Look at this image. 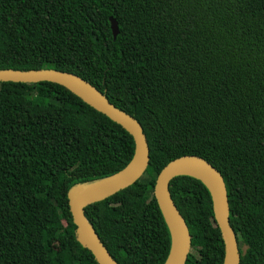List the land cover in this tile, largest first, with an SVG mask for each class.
<instances>
[{"label": "trees", "instance_id": "trees-1", "mask_svg": "<svg viewBox=\"0 0 264 264\" xmlns=\"http://www.w3.org/2000/svg\"><path fill=\"white\" fill-rule=\"evenodd\" d=\"M0 70L75 75L141 125L146 173L85 209L117 264L168 262L154 190L183 157L220 173L240 264H264V0H0ZM134 154L123 128L66 89L0 83V264H98L69 195ZM170 193L191 236L186 264H223L209 189L182 176Z\"/></svg>", "mask_w": 264, "mask_h": 264}, {"label": "water", "instance_id": "water-1", "mask_svg": "<svg viewBox=\"0 0 264 264\" xmlns=\"http://www.w3.org/2000/svg\"><path fill=\"white\" fill-rule=\"evenodd\" d=\"M110 23L113 37L116 39L119 35L118 23L112 18ZM0 83H50L60 86L123 128L133 138L135 154L125 171L110 179L89 186L77 187L69 195L70 212L81 246L93 255L98 264H117L87 222L85 209L128 189L144 176L150 163V151L141 125L131 116L114 107L88 82L69 73L53 70L27 72L0 70ZM187 172L199 173L207 179V182L187 175ZM182 176L201 181L211 192L214 218L225 248L223 264H240L241 252L230 225V207L225 182L213 166L198 157H183L171 162L162 170L156 181L154 196L172 234L173 246L166 264H186L192 246L187 224L170 193L171 182Z\"/></svg>", "mask_w": 264, "mask_h": 264}, {"label": "bare ground", "instance_id": "bare-ground-1", "mask_svg": "<svg viewBox=\"0 0 264 264\" xmlns=\"http://www.w3.org/2000/svg\"><path fill=\"white\" fill-rule=\"evenodd\" d=\"M186 174L187 175H190V176H193V177H196L198 179H201L204 182H207V179L204 176H202L201 174H199V173H196V172H187Z\"/></svg>", "mask_w": 264, "mask_h": 264}, {"label": "rangeland", "instance_id": "rangeland-1", "mask_svg": "<svg viewBox=\"0 0 264 264\" xmlns=\"http://www.w3.org/2000/svg\"><path fill=\"white\" fill-rule=\"evenodd\" d=\"M245 251V249H243Z\"/></svg>", "mask_w": 264, "mask_h": 264}, {"label": "clouds", "instance_id": "clouds-1", "mask_svg": "<svg viewBox=\"0 0 264 264\" xmlns=\"http://www.w3.org/2000/svg\"><path fill=\"white\" fill-rule=\"evenodd\" d=\"M212 198H213V196H212Z\"/></svg>", "mask_w": 264, "mask_h": 264}]
</instances>
